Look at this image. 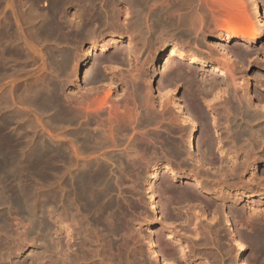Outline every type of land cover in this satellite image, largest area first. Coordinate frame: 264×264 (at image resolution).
<instances>
[{"label":"rangeland","instance_id":"obj_1","mask_svg":"<svg viewBox=\"0 0 264 264\" xmlns=\"http://www.w3.org/2000/svg\"><path fill=\"white\" fill-rule=\"evenodd\" d=\"M64 1H66V2H64ZM78 1H80L81 3H79ZM86 1L89 3L90 7L88 6V3ZM86 1L85 0H69V1L68 0H33V1L32 0H25V1L24 0H1L0 1V26L5 28V29L2 28L3 31L0 29V32L7 34V35L5 34V36H4V34L0 33V34H2V35H0V37L1 38L4 37V40H5L4 41L3 38L2 39L0 38L1 39L0 40V42H1L0 43V52H2L0 54H4V55L6 54L5 56L2 55L4 57L8 56V58L6 57L7 59L4 60V57H2L0 55V63H1L0 64V70L2 67H4V65H2L3 62H7V64L10 66V69H12L14 62L16 63L15 67H17V69L23 68L20 70L21 72L19 70H15V71L10 70L9 66H8V69L2 68V70H3L2 72H4V70H5L4 74H6L5 75L6 77H4V74L2 72L0 73V75H1L0 78H2V81H4V82H2L0 79V83H1L0 85H2L0 87V93L6 94L9 92V89L12 85H13V87L18 86V85H22L25 80H27L25 82V83H27L28 78L30 79L32 77H35L36 75H39V74L44 75L45 73H48L46 71L50 67L53 68L52 64L51 63L48 64L49 62H47L48 59H47V56H45L47 54H45L46 50H44V49H46V47L44 45L47 44V42L44 40L41 41L43 38H41V40L39 39L40 42L37 41V42H39V44H37V46H39L38 47L39 53L37 52L36 55L39 54V57H40L39 58L37 56L38 61L36 60L35 52L33 51L32 53H30V50H27L28 48H27V46H26L27 44L25 42H28V40H30L29 39L30 38L29 33L31 31H34V29L37 27H52V26L53 27H68V25H69V27H70V25H71V27H73L76 24L77 25L75 27H79L81 24L83 25L82 27H84V26L85 27H94L93 26L94 24H95V27H97V26L98 27H104V26L111 27V25L113 27H124V26L125 27H134V24L137 25L135 27H138V17H137L139 14L137 11L138 4L137 5L135 4V3H138L137 0L135 2H134V0H131V1L130 0H114L115 2L110 0V2H112L111 3L112 8L114 6L113 9L110 7V5H109L110 3L107 2V0L106 1L105 0H99L100 2L98 0L97 1L96 0H89V1L86 0ZM94 1L97 3H95ZM191 1L196 2V0H191ZM191 1L190 0H184L183 1V3L185 2L184 4L187 7L184 5L183 10L186 9V11H184L185 13L182 14V17H183V19L186 15H188V17H190V19L187 16L185 18V22H186L187 26L190 25V23H191L190 20H191V16L193 13H195L196 11L201 13L203 10V12H202L203 14L201 13V15H206L207 14L206 11L207 12H208V10L210 11V7L212 5L214 6V4H212V3L210 5V2H208V4L202 3L205 0H202V1L198 0L197 4L192 3ZM235 1L236 0H216V4L214 7L216 8V10H218L217 12L219 14V13H224L223 10L230 11V10L234 9V5L236 6V3L238 4L237 1H239V2L242 1L245 3V0H241V1L237 0L236 2ZM71 2H73V5L68 6V4ZM85 2H86V4H85ZM104 2H106L107 4ZM189 2H191V4ZM200 3H202V4H200ZM259 3H260V10L262 11V13L264 15V0H259ZM132 4L136 5L137 7L136 6L133 7ZM203 4H204V6L207 5L209 7L205 6V7H207V9H206V8H203L204 6H201L202 8H201V12H200L199 6L203 5ZM100 5H101V7H100ZM107 5H108V7H107ZM79 6H80V8L78 9ZM83 6H85V7H83ZM86 6L90 10L87 9ZM189 6H191V7H189ZM197 6H198V8H197ZM242 6H243V8L245 7L244 8L245 11L247 13H249V15H250L251 13L248 9L249 7H248L247 2ZM104 7H105V9L111 10V11L110 10L109 11H110V14L112 16H110L109 14H108V16H104L103 13H102V15L100 14L101 15L100 16L99 13H97V14L92 13V11L93 12L98 11L101 13L102 8H104ZM188 7L191 10H189ZM212 7H211L212 12H210V13L208 12L209 15L208 14L206 15L207 16L206 18H208V19L206 20V18H203L207 22L205 23V21L203 20L201 24H198L199 22L197 23L199 27H197L195 25L196 30L195 31L193 30V32L195 33L194 38L192 36L193 35V33H192L193 26L192 27L189 26L188 28H186L187 26H181L183 24L185 25V22H183V24L181 23L182 21H184L182 19V17L180 16V18L178 17L177 19L174 18V17L179 16L177 13L178 12V10H177V12L172 11V13H174V12L177 13V14L174 13L175 14L173 17L174 19L172 18V16H173L172 13H171L172 15L171 14L167 15V17L169 19L172 18L175 26L173 25L174 27L170 26V28H168L169 31L167 30L168 33L166 32L167 35L164 34V36H163L164 38L162 37L161 41H157L155 43H153L152 41H148V42L144 43V41H142L144 43L143 44L140 40L141 44L143 45L142 46L139 42V38L134 37V39L137 40L138 44H140V45H139V48L134 51V54H133V56H131L129 61L123 60L120 56L117 57L118 55L115 53V49H112V48L110 49L109 53L112 54V58L114 60L118 61L120 65L118 64V62L115 63L116 61L113 62L112 58H111L112 60L110 61L107 58V54L102 55V56L98 55L96 58L100 57L99 59H101L102 61L99 59H96L97 63H98V68H99V69L97 68V72L100 70V73H102L104 75H102L98 72L96 79L94 80L95 83L93 81H91V83L89 82L90 85H88V84H84L85 82L82 80L79 87L73 85V81H72L73 74H71V76H72L71 77L70 76L71 70H68L69 69L68 67H67L68 69L66 68V70L64 72V74H66V82L64 83V86H62L63 92L65 95L70 97L71 92L68 93V91L71 89L70 91H72L73 93L75 92V93L79 94V95L78 94L75 95L77 98L79 97L83 100H84V98L87 99L86 101L88 102V104H90V106H89L90 109L88 107L87 109H85L84 112H86L85 113V115H86V114H88L87 113L88 111H91V112H89V115H88L89 118L95 112L93 109L92 102H89V100L92 101L91 99H94V98H96V99L99 97L102 98V95H105V93L103 94V92H105V90L108 91L109 89H111V92L113 94H110L111 97H109V96L107 97L108 98L107 101L110 102V105H113L114 103L117 102L114 105L120 106V107H118L120 110L123 106L125 107V105H126L127 107L130 106V108L134 107V109H136L137 111L139 109L138 112L140 114V112H142L144 107H145L142 104L144 102V99L147 98V96L150 99L149 102H151V100L153 99L152 101L155 104H154V106H152L153 107L152 109L153 110L156 109V111L152 110L153 111L152 114L156 113L155 114L156 117L153 115L154 119H155L154 121H156V122L154 123V121H152L149 123V122L142 120L143 116L142 117L138 116V118H136V119L137 120L140 119L139 123L135 119H132V121H130V123L132 122L131 123L132 125H130V127L132 126L131 128L133 130L129 127L130 129H128V132L125 131L122 134H120V137L122 136L121 137V141H122L121 143H120V140L118 142V145L116 144L117 142L116 143L111 142L114 144L109 143V145H111L110 147H109V145H105V147L104 146H103V148L101 147L102 149L99 148L100 150L97 149L95 151L88 152V154L84 153V154L80 155V157H82V158L79 157L80 161H83V160L86 161L87 159L89 160V158L91 160H98V159L100 160V158L102 156V158H101L102 162H104V164L108 165L107 168L111 170V171L109 170L108 180L111 181L110 182L112 184L111 188L114 189V190L111 189L112 190L111 192L114 195L111 196L112 193L108 195V193H110L109 192L110 190H109L108 193L106 194L107 196H105L106 199L104 200V202L109 201V202L114 204V207H113L114 213H110V212H109L110 214L107 213L106 220L104 221V223L102 225L99 224V225L95 226L93 221L90 222L91 216L85 212H84L85 215L84 214L82 215L83 211L79 208V206H76V208H75L76 211L74 210V212H75L74 218L76 217V219H72L71 222H73V223L69 224L68 220L67 221L65 219L61 220V218H59L58 216L53 218V216H56V214H57V209H55L56 207L53 206L54 202H52L51 197H49L50 195H52V193H53L52 191L55 188V185H54L55 182H53L54 181L53 170L48 171L49 174L48 173L47 174L41 173V174L37 175L35 173H32L29 176L24 171H23L24 173H22V172L19 173L18 171H15L16 176L18 174H20V175L15 177V172H13L14 174L11 175L13 177H11L9 175L11 178L7 177L3 181V183H2L3 187L5 188V186L8 183H10L9 186H6L7 189L9 188V190H10L11 188H13L11 190H14V191H18V189H19L18 192H20L22 189H24L23 190L24 192L23 191L22 192L23 193L28 192V194L33 192V191H30L33 188H34V190L36 189L37 191L35 190L34 193L36 195H39V197L35 196V198L38 197L37 198V201L39 200L38 206L40 205L39 207H41V208H39L38 210L36 208H34L35 211L31 210L32 213L30 214L28 212H25L26 209L24 210V208H23V212H22L21 211L22 209L20 210V209L14 207L10 199L7 202H5V204L0 203V212H1L0 213V219H1L0 224H1V221L5 224V225H3V223H2L1 224L2 227L0 226V233H1L0 234V236H1V238H0L1 242L0 243L2 244V245H0V247H1L0 252H2L0 254L1 255L3 254L2 256L0 255V263L1 264H3L4 260H6V262L4 261L5 264H62V262H63V264H163L160 262L161 260H159V259H161V258H159L157 253H155L154 250L150 248L149 245L151 244V241H154L156 243V248L159 252H161L160 254L163 253L162 256L166 257L173 264L174 263H176V264H237V262L234 260V257H233L234 253H235V246L233 245V239L230 238L229 233L227 232V230L225 229V226L223 225V218L226 214L229 216H232L230 218L233 220L232 222L234 223L233 225L235 227L236 234H237L238 238L245 244L247 261L250 264H261V263L264 264V234H263L264 233V143H263L264 142V118H263L264 117V33L262 34V36L260 38L255 40L251 46H249L247 48L245 47L244 43L237 42L236 39H233V38H230L228 40H225V39L222 40V44L227 49L231 50L232 52H235V54L238 53L231 60L225 58L227 61L229 60L230 65L232 64L231 67L234 68L233 73H232L233 76H231V74H228L227 76L216 77L217 75L211 74L210 69H208V68L199 67V65L197 66L194 64H189L188 62L186 63V61H182V60L174 58L172 60V62L174 64L170 65V67L173 66L171 68L172 69L174 68V69L172 70L171 68L170 69L167 68L168 70L172 71V72L171 71L170 72L173 73V75L169 71H167L168 73H166V74H168L167 75L168 78L171 75L172 79L171 78L168 79V78H166L167 77L166 76L165 77L166 79L164 78L165 79L164 82L166 83L165 84L164 82L159 83L160 82L159 76H161V74H160L161 70L160 69L162 68L161 65H163L165 59L162 58L158 63H156V66L152 64L153 56H154L155 52L157 50H162V52H166L168 45L172 44L173 43L172 41L175 40L174 43H176L184 51L188 52L191 49L192 51L190 50L189 52H195L199 56L203 57L210 64L215 65V66H219V67H223L224 59H222V58L224 56L221 55L219 51L214 50L216 48H215V45L213 46V43L215 44L216 34H218V32H223L224 31L223 27L225 28L226 26L223 25L222 23H220V27L218 28L217 26H215L213 21H212V23H208V22H210V20H213V17H211L210 14L211 13L213 14V12L214 13L216 12L215 10L213 11V9H215V8H212ZM134 8H136V9H134ZM82 9H84V10H82ZM204 9H205V11H204ZM183 10H182V12H183ZM114 11H115V13H114ZM130 11H131V13L129 14ZM136 11H137V13H136ZM146 11L147 10L144 9V13L147 14L148 11L147 12ZM189 11H192V13L190 12V14H189ZM85 12L87 14H85ZM139 12H140V9H139ZM186 12H188V14H186ZM75 13H78V15ZM113 13L116 14L115 15L116 18L114 17ZM135 13H136V16H135ZM82 14H83V16L80 17ZM60 15L62 16V18H61L62 21L60 20V17H61ZM149 15L150 14L145 15L146 18L144 19V22L142 21V23L146 24V22H147V24L146 25L143 24V27H152V26L154 27V25H152V24H154L153 20H151L152 17ZM29 16L32 18H30ZM34 17H36V18H34ZM63 17H64V19H63ZM65 17L68 19H66ZM55 18L56 19L58 18V20H60L58 22V24H57V20ZM187 18H188L189 24L186 20ZM252 18L253 17L250 15V19L254 21V19H252ZM131 19H133L132 20L133 22L130 21ZM24 20H25V22H24ZM53 20L56 22V24H55V22L53 23ZM81 20L83 22H80ZM50 21H52V22H50ZM70 21H73V22L70 23ZM110 21L113 22L114 24L111 23ZM134 21H135V23H134ZM106 22H108V23H106ZM164 22H166V21H164ZM51 23L54 25H52ZM74 23H76V24H74ZM123 23H124V26H123ZM128 23L131 25L128 26L129 25ZM193 23L196 24L195 21ZM194 24H191V25H194ZM178 25H179V27H177ZM15 27L18 29V31ZM25 27L26 28L28 27V29L30 31L28 29H26ZM181 27H184V28H181ZM20 28H22L21 30L24 29L25 31L26 30L27 31L24 34H22L24 31H21ZM30 28H32V29H30ZM189 28L191 30H188ZM198 28H200V29L198 30ZM187 30H188V32H187ZM14 31H15V33H14ZM199 31L203 35H200ZM10 32H12V33H10ZM27 32H28V35L26 34ZM106 32H109V31L106 30ZM186 32L188 35L186 34ZM189 32H191V33L189 34ZM20 33L23 36L26 35L28 37V39L25 37H22L20 35ZM32 34H33V32L30 33V36L33 38L34 34L33 35ZM170 34H171V36H170ZM16 35L19 36L20 38L15 37ZM37 35L40 36L39 34H37ZM199 35L202 37H200ZM191 36H192L193 40L191 39ZM5 37L9 38V39H6ZM21 37L24 38L26 41L24 39H22ZM243 37H245V35H239V38H243ZM19 39H20V41L21 40H24V41H21V43H20V41H18ZM186 40H187V42H186ZM189 40H191V41H189ZM198 40H199V43H198ZM200 40H201V42H200ZM202 40H204V41H202ZM3 41L5 44L2 43ZM12 42H15V43H12ZM22 42H23V44H22ZM41 42L42 43L44 42V44H42ZM88 43H89V40L79 38V39H76L73 41L72 46L74 48L77 47L74 50H78V48H80L81 45H83L84 47H87ZM62 44H65V46H66V43H62ZM148 44H149V46H148ZM20 45H22L23 47ZM194 45L195 46L198 45L196 47H200V46H202V47H200V49L197 48L198 49L197 50ZM7 46H9V47L11 46V47L9 48ZM40 46L44 47V48L41 49ZM1 47L3 48V51H2ZM6 47L8 49H11V51L13 53L12 52L10 53V50L8 51V49ZM15 48H16V51L14 50ZM207 48H209V50ZM64 49H65V47L62 50H64ZM66 49H68V48H66ZM66 49L64 51H66ZM238 49L240 50L239 52H237ZM138 50L140 51L141 54L138 53L139 52ZM206 50L209 51V53H210L209 55L206 54L205 52H202V51H206ZM211 51H212V53H211ZM25 52H27V53H25ZM241 52H245V55H241L240 54ZM14 54H16L18 56L16 57V56H14ZM143 54H145V55L147 54V55L145 56ZM28 55L30 57H28ZM33 55H34L35 59H34ZM9 57H11V58L13 57L14 59L12 58L13 59L12 60ZM41 57L44 59V61H42L43 59ZM24 58H27V59L24 60ZM79 58H80V55H77L76 60ZM126 58H127V56H126ZM1 59H3V62ZM106 59H107V61H106ZM26 60L29 62H27ZM145 60H146V62H145ZM23 61H25L26 64ZM35 61H36V63H35ZM39 61H42V62H39ZM91 61L95 62V58H94V60H91ZM20 62H21V64H20ZM22 63H24L26 66L28 64V66L25 67V65L23 64L25 67L24 68V67H22L23 66ZM31 63H32L33 67L30 66ZM99 63H100V66H99ZM127 63H128V66H127ZM143 63H145V64H143ZM101 64H103V65H101ZM106 64H107V67H106ZM116 65L118 66L119 70L117 69ZM134 66H135V68H134ZM136 66L139 67L140 70H138V68ZM150 66H151V68H150ZM83 67H84V63L80 62L78 64V70L80 69V72L83 71ZM100 67H102V68H100ZM224 67H225V65H224ZM115 68L117 69V71ZM133 68H134V70L137 69V71H134ZM108 69H110V70L108 71ZM24 70L27 72H25ZM36 70H38V71H36ZM52 70L49 71L52 75H54L53 72H55V70H56L55 73H58L57 69H54L53 71ZM40 71H42V72H40ZM125 71L127 73H125ZM129 71H131V72H129ZM132 71H133L132 75H134V76L131 75ZM29 72H30V74H29ZM35 72H37V73H35ZM121 72H123L124 74L122 75ZM134 72L135 73L137 72V74H135ZM31 73L33 76L31 75ZM116 73L117 74L119 73V75H121V76H118V78H117ZM128 73H130V74H128ZM177 73H179V75ZM9 74H12V75H9ZM34 74H36V75H34ZM7 75L11 76L12 78L10 77V78L6 79L8 77ZM21 75L28 76V77H26V78L24 76L21 77ZM100 75L102 78L101 77L99 78ZM125 75H126V77H125ZM103 76L108 77V79L105 78V80L107 79L106 81L110 82L109 84L110 85L112 84L111 86L105 80H103ZM109 76H110V78H109ZM20 77H21V79H20ZM225 77H227V78H225ZM24 78H25V80H23ZM97 78H99V79H97ZM129 78H131V79L133 78L134 80H132V81L135 82V80H136V82L138 83L137 84L136 82L135 83L133 82L135 84V88L132 86L134 84L130 83L131 79H129ZM260 78H262V79H260ZM4 79H6V80H4ZM15 79H19V82H18V80H15ZM167 79H168V81H167ZM12 80H13V84H12ZM103 81H104V83H103ZM121 81L123 82V84ZM8 82L10 83V85ZM125 82H126V84H124ZM203 82H204V84H203ZM102 83H103V85H102ZM113 83H116V85ZM147 83H148V85H147ZM161 84L164 87H162ZM81 85H82V87H81ZM83 85H84V87H83ZM87 85L89 88L91 86V89L94 88L92 90H95V91L99 90L96 93L91 91L92 94H95V95L87 96L90 99L86 98L83 94H81V92L85 93L86 92L85 90H88ZM108 85H109V88L107 87ZM124 85L126 86V88L124 87ZM95 87H99V88L101 87L102 89L100 88L101 89V91H100L99 88H95ZM136 87H137V89H136ZM83 89L85 92L83 91ZM204 89H206L207 92H206V90L204 92ZM1 90L3 92H1ZM7 90H8V92H7ZM66 91H67V93H66ZM132 91H134V92H132ZM101 92H102V94H101ZM135 92L137 94L139 93L138 98L140 100L136 97ZM124 93H126V95ZM251 93L253 96L250 95ZM256 93H257V95H256ZM96 94L97 95L100 94V96H97ZM118 94H120V95H118ZM123 94H124V96H123ZM143 94H144V96L140 97V95H143ZM112 95H114V96H112ZM130 95L132 96V98L133 97L134 98L131 99ZM0 96H1V94H0ZM80 96H82L84 98H82ZM117 96L120 98H118ZM123 97H124V99H123ZM135 97L137 98L136 99L137 101H134ZM126 98H127V102L125 100ZM177 98H180L182 100V102L186 105V107L190 108V111L192 112L195 120L197 121L196 123H198V128H197L198 148H197L196 154L192 153V152L189 153V151L187 150L188 147H186L187 146L186 139H187V130H188L187 128H188V126H187L186 121H184L185 120L184 116L182 114H180V112H178L176 107H175L174 102L177 100ZM213 98H214V100H213ZM109 99H111V100H109ZM130 99L134 102L130 101ZM230 99L232 101H234L235 103L230 102L231 101ZM109 102H107L105 104L106 106L101 108L102 112L99 111L100 114L105 113V114L101 115L102 118L104 116L107 117L109 115V111H108L109 108H107V107H109L108 106ZM140 102H141V106L143 107V109L140 106ZM160 102L162 103L161 105H160ZM237 102L238 103L241 102L240 105L237 104ZM251 102H254V103H251ZM111 103H113V104H111ZM164 103H165V105H164ZM231 103L232 104L234 103L235 106L232 105ZM138 104H139V106H138ZM250 104H252V105L255 104V105L252 106ZM258 104H259V106H258ZM134 105L136 106V108ZM152 105H153V103H152ZM244 105H245V108H244ZM247 105L249 106V108ZM15 106H14V109L17 110V108L20 106V103L18 104V102H16ZM256 106H258V107H256ZM124 107L122 109H124ZM260 107H262V108H260ZM165 109H166V112H165ZM245 109H246V112H245ZM161 110H162V112H161ZM237 110L239 111V113L237 112ZM249 110H250V113H249ZM261 110H263V111H261ZM242 111H243V113H242ZM159 112H161V113H159ZM234 113L235 114L237 113L238 115L237 114L235 115ZM251 113H253L252 114L253 117H252ZM261 113H263V114H261ZM162 114H164L165 116L167 114L166 121L162 120ZM105 117H104V120H107L108 117H107V119H105ZM104 120L98 121L99 126H103V127L107 126L106 124H108V123H106L107 121L105 122ZM140 121L142 123H144L143 128H141L142 124H140ZM97 123L93 124V126L98 127ZM104 123H105V125H104ZM133 124H134V126L137 125V126H135L136 128H138L137 130L133 126ZM238 125H240V126H238ZM257 126H258V128L256 129L255 127H257ZM139 127L141 129H139ZM105 128H107V127H105ZM251 128H253L257 131L258 136L256 135V131H254ZM180 129H181V131H180ZM241 130H242V132H241ZM248 130L250 133L248 132ZM251 130L253 132H251ZM261 130H263V131H261ZM129 131H130V133H129ZM131 131L133 132V136L131 135V133H132ZM149 131L152 133H150ZM45 132L49 133L48 130H46ZM137 132H138V135H136ZM52 133H54L55 136L57 134V137H60V138L64 137L63 134L65 135L63 128L60 130L59 129L58 130L52 129ZM123 134H124V136L126 134L127 136H131V137H129V139H128L127 136L123 137ZM152 135H154V137H152ZM160 135L163 136V138ZM250 136L251 137L253 136V137L251 138ZM256 136L258 137V139L256 138ZM130 138H132L133 140L132 139L130 140ZM248 138H249V140H248ZM136 139L138 142L136 141ZM149 139L151 141L152 140L153 141L148 142ZM252 139H254L255 141L253 140L254 141L253 142ZM124 140H125V143L123 142ZM129 140L131 141V143H129L130 142ZM164 141H165V143H164ZM256 141H257V143H256ZM155 142H157V143H155ZM158 142L160 144H158ZM136 143L137 144L138 143H141V144L147 143L146 145L150 144L149 146H150V149L152 150V152L150 151V149H148V152H149L148 153L147 150L142 151V150L135 148ZM152 143L155 145H152ZM122 144H124V145H122ZM164 144H165V146H164ZM132 145H133V147H132ZM253 145L254 146L256 145L255 148L253 147ZM129 146H131L133 149L131 147L129 149ZM257 146H259V147L257 148ZM107 147H109V149ZM121 147H123V148H121ZM165 147H166V151H163V149L165 150ZM168 147L169 148L173 147V148L169 149ZM156 149H157V151H156ZM131 150H133V152H131ZM176 150H177V152H176ZM105 151L108 152V154H107L108 156L111 155L112 153L113 154L111 155V157H113L114 155L115 156L113 158L106 157L107 152H105ZM135 151H137V152H135ZM153 152H154V154L152 155L151 153H153ZM249 152H251V154H249ZM146 153H147V156H146ZM135 154L136 155L138 154L139 156H136ZM140 154H142L141 158H140ZM87 155H88V158H87ZM91 155H92V157H90ZM93 155L94 156L96 155V156L93 157ZM104 155H105V158H104ZM159 155H161V156H159ZM83 156H85V157H83ZM122 157H123V159H121ZM128 157H130V158H128ZM144 157L146 158V160L144 159ZM115 158L117 159L116 161H115ZM147 158H149V159L147 160ZM111 159H112V161H110ZM127 159H128V161H127ZM131 159H132V163H131ZM121 160H123V162ZM135 160H137V162H136L137 164L135 163ZM111 162H113V163H111ZM116 162H118V164ZM127 162H129V163H127ZM108 163L111 165L109 166ZM123 163L126 165H124ZM133 163H135V164L132 165ZM143 163L144 164L146 163L145 164L146 166ZM118 165L122 166V167H119ZM139 165H141L142 167ZM153 166H158L157 172H149L151 167H153ZM120 168H122L123 170ZM126 169L127 170L129 169L130 172H129V170L127 172ZM169 172H173L175 175L174 174L172 175ZM122 173H123V176H122ZM154 173H155V175H154ZM117 174H119L120 176ZM125 174H126V176H124ZM31 175H32V177H31ZM27 176H29V177H27ZM33 176H34V178H33ZM13 178L14 179L16 178L15 179L16 182H15V180H13ZM28 178H30V180ZM49 178H51V181L48 182L47 180H50ZM9 179H11V180H9ZM21 179L23 181L25 180L24 181L25 183L23 181H21ZM11 181H13V183ZM27 181H29V182H27ZM40 181H42V185H41ZM118 181L121 183H119ZM4 182H6V185ZM30 182H32V183L34 182L33 186H36V188L35 187L32 188L31 187L32 183H30ZM52 182L54 184H52ZM193 182H195V183H193ZM16 183H18V184H16ZM49 183H51V184L49 185ZM118 183L121 185H119ZM44 184H45V186H44ZM28 185H30V186H28ZM38 185H39L40 192L37 189ZM123 185H125V187ZM25 186L26 187L28 186L27 187L28 189ZM42 186H44L45 188L43 189ZM29 188H30V190H29ZM48 188H49V190H48ZM25 189H27L26 192H25ZM150 189H151V191H150ZM159 190H161V191H159ZM153 192H156L158 195L157 199H156V201L159 204L157 211L154 209H150L149 208L150 205H148V204H150V200L148 198H149L150 194H152ZM42 193H44V194H42ZM259 193L263 194L262 198H259V196H257V195H259ZM28 194H26V195L24 194V196L26 197ZM40 195L42 196V198L44 196L45 197L48 196V197L42 199V198H40L41 197ZM175 196L179 197L181 199L176 198ZM107 197L109 199H107ZM117 198H118V200H117ZM45 200H48L47 203L51 202L50 207H54V209L48 207L49 204H48V206H46L47 203ZM162 201L166 202V204H165L166 207L164 205L165 202L163 203ZM117 202L119 203V205L121 204L120 206L122 208H120V206L118 205ZM8 203H9V205H8ZM161 203H162V205H161ZM27 204L28 203H26V205H25L26 207L29 205V204L28 205ZM122 204L124 206H122ZM4 205L7 208L10 207L11 209H7ZM43 205H45V206H43ZM31 206H33V205H31ZM115 206H116V208H115ZM117 206H119V207H117ZM43 207L45 209H47V207H48V210L42 209ZM161 207H162V209H161ZM28 208H29V206L27 207V209ZM31 208H33V207H31ZM51 209H53L55 213L51 212V211H53ZM115 209H116V211H115ZM120 209H123V210L120 211ZM15 210H18V212H20V213L22 212L23 214H20L17 212H16L17 213L16 214ZM77 210H79V211L81 210L80 211L81 213ZM26 211H28V210H26ZM46 211H49V212L47 213ZM77 212H78V215L76 216ZM115 213L116 214L119 213L117 215L118 219H117V216H115L116 215ZM121 213L124 215V217H123V215H121ZM125 213H126V215H125ZM159 213H161V214H159ZM43 214H45V216H47V217H45ZM79 214L81 215L80 217H79ZM8 215H9V218H6V217H8ZM24 215L25 216L30 215V218L27 219L26 217H28V216L25 217ZM110 216L111 217L114 216V217L111 218ZM31 217L32 218L35 217V220L37 219L36 220L37 222L34 220V218L32 220ZM40 217H42V218L40 219ZM83 217L84 218L86 217V219H82ZM119 217L121 218V220L123 222L120 220ZM45 218H47V219H45ZM79 218L82 220H79ZM124 218L125 219L127 218L128 223H127V221L124 220ZM26 219H27V221H26ZM46 220H49V223H48V221L46 222ZM56 220H58V221L55 222ZM63 220H64V222H63ZM73 220H77V221L74 222ZM118 220H120V221H118ZM28 221H32V222L28 223ZM80 221L82 224L78 223ZM5 222H7V223H5ZM59 222H60V225L57 224ZM66 222H68V223H66ZM76 222H77V225H75ZM83 222H85V223H83ZM31 224H33V225H31ZM71 224L73 225V227ZM29 225H31L32 228H30L31 226H29ZM36 225H38L39 227H37ZM62 225H64V226H62ZM7 226H9V227L7 228ZM97 226H99L100 229L99 228L96 229ZM33 227L36 230L33 229ZM63 227L64 228L66 227V228L63 229ZM70 227H72L71 228L72 230H70ZM88 227L89 228L91 227V229H89ZM93 227L95 228L94 230H93ZM40 228H41V232H40ZM117 228H119V231ZM8 229L9 230L11 229L10 231L14 235L11 234L10 232H8L9 231ZM28 229L30 232L29 233L30 236H29L28 232H26V231H28ZM42 230H44V232ZM59 230H61V231H59ZM69 230H70V232H69ZM77 230H79V232ZM89 230H91V231H89ZM97 230H100V231H97ZM122 230H124L125 234L122 232ZM88 231L90 232L89 234H88ZM2 232H3V234H6V235H2ZM47 232H49V233H47ZM59 232H61V233H59ZM62 232H64V233H62ZM71 232H72V234H71ZM94 232H95V234H94ZM99 232H100V234L101 233H103V234H101V236H100ZM9 233L11 234L10 238H9V235H10ZM84 233L88 234L87 236L85 235L86 238L81 237V236H83ZM96 233H98V234H96ZM16 234H17V236H16ZM75 234H76L77 238H76ZM12 235L15 237H13ZM27 235L29 237H24ZM67 235H69V236H67ZM71 235L74 236L75 238H73ZM106 235H107V237H106ZM108 236H110V237H108ZM71 237H72V239H71ZM8 238H9V240H8ZM18 238H19V240H18ZM23 238H25V239H23ZM59 238L61 241L58 240ZM109 238H110V240H109ZM12 239H14L15 241ZM87 240L89 241V243H87L88 242ZM78 241H79V243H78ZM90 241H91V244H90ZM92 241H94V243ZM103 241H105V242H103ZM113 241H114V243H112ZM11 242H13L14 244ZM58 242H62V244H59ZM110 243H112V245L114 247H111L112 245ZM260 243H261V245L259 246ZM57 244H58V246L55 247V245H57ZM87 244H89V245H87ZM90 245H91V248H89ZM12 246L13 247L16 246V247L12 248ZM61 246H62V248H61ZM83 247H85V248H83ZM260 248H261V250H260ZM87 249H88L89 253H88ZM81 251L85 254H83ZM90 251H92V252H90ZM3 252H5V253H3ZM66 253H67V255H66ZM71 253H72V256H71ZM69 254H70V256H68ZM79 254H81L79 257L80 259L78 258ZM98 254H100V255H98ZM4 255H5V257H4ZM85 255H87V256H85ZM109 256H110V258H109ZM84 258H85V260H81ZM89 258H90V260H89ZM77 259H79V260H77ZM109 259H111V260L108 261ZM86 260L88 262H86Z\"/></svg>","mask_w":264,"mask_h":264},{"label":"bare ground","instance_id":"obj_2","mask_svg":"<svg viewBox=\"0 0 264 264\" xmlns=\"http://www.w3.org/2000/svg\"><path fill=\"white\" fill-rule=\"evenodd\" d=\"M1 1V0H0ZM25 1V0H24ZM33 1V0H32ZM69 1V0H68ZM86 1V0H85ZM89 1V0H88ZM97 1V0H96ZM99 1V0H98ZM106 1V0H105ZM112 1V0H111ZM131 1V0H130ZM136 0H134V2H135ZM183 1L184 0H137V2L138 3H135L136 5L138 4V8H137V11H138V27H135V26H137L136 24H134V27H125L124 26V23H123V26L124 27H113L112 25H111V27H106V26H104V27H82L83 25L81 24L79 27H75L77 24L76 23H74V24H76V25H74L73 27H71V25H70V27H69V23L67 24L68 25V27H53L52 25H54V24H52L51 26L52 27H37V28H35L34 29V31H31L30 33H32L33 32V34H34V37L32 38L31 36H30V33H29V39L30 40H28V42H25L24 44L27 46V50H30V53H32L33 51L35 52V57H36V60L38 61V57H39V54L38 55H36V53L38 52V47L39 46H37V44H39V39L41 40V38H43L41 41H46L47 42V44H45L44 46L46 47V49H44V50H46V53L45 54H47V55H45V56H47V59H48V61L47 62H49L48 64H52V67L54 68V69H57L58 70V73H55L56 72V70H55V72H53L54 73V75H52L49 71L50 70H52L53 68H49L46 72H48V73H45L44 75H36V74H34V75H36L35 77H32L33 75H32V73H31V77L32 78H28V82L27 83H25L27 80H25V78L26 77H28V76H24V75H21V77H25L23 80H25L24 81V85L22 84V85H18V86H14L13 87V80H12V86L10 87V89H9V92H8V90H7V92L8 93H0L1 94V96H0V203L2 204V203H4L5 204V202H7L9 199L11 200V202H12V204H13V206L14 207H16V208H18V209H22L21 211L23 212V208H24V210L26 209V210H28V211H26L25 210V212H28V213H32V211L31 210H33V211H35L34 210V208H36L37 210L39 209V208H41V207H39L38 206V204H39V200L37 201V198L39 197V195H36L34 192H35V190H34V188L33 187H35L36 188V186H33V183L35 182H30V183H32L31 185V187L33 188L32 190H30V188H29V190L30 191H33V192H31V193H29L28 194V192L27 193H23L24 191V189H22L20 192H18L19 191V189H18V191H14V190H11V189H13V188H11L10 190H9V188L7 189L6 188V186H9L10 185V183H8L7 185H6V182H4L5 183V188L3 187V181L7 178V177H10L11 175H13L14 173L13 172H15V171H18L19 173L20 172H22V173H24V172H26L29 176H30V174H32V173H35V174H41V173H48L49 174V172L48 171H50V170H53V172H54V181L53 182H55V184L52 182V184H54L55 185V188H54V190L52 191L53 193H52V195H50L49 197H51V199H52V202H54L53 203V206H55L56 208L55 209H57V214H56V216H53V218L54 217H59V218H61V220L62 219H65L66 221L68 220L69 221V224L70 223H73V222H71L72 221V219H76V217L74 218V216H75V212H74V210H75V208H76V206H79V208L83 211L82 212V215L84 214V212L85 213H87V214H89L90 216H91V221L90 222H92L93 221V223H94V225L96 226V225H99V224H103L104 223V221L106 220V217H107V213L108 214H110V213H114V210H113V207H114V204L113 203H111V202H109V201H106V202H104V200L106 199V197L105 196H107L106 194L108 193V191L110 192V193H108V195L109 194H111L112 192V190H114V189H112L111 187H112V184L110 183L111 181H109L108 180V174H109V170L110 169H108L107 168V166L108 165H106V164H104V162H102V160H101V158H102V156H101V158H100V160L98 159V160H91L90 158H89V160L87 159L86 161H80L79 159L80 158H82V157H80V155H82V154H84V153H87L88 154V152H92V151H95V150H97V149H99V148H103V146L105 147V145H109V143L110 144H114V143H111V142H117L116 144L118 145V142H119V140H120V143L122 142L121 141V137H120V134H122L123 132H125V131H127L128 132V129H130L131 127H130V125H132L131 123H130V121H132V119H135V120H137L136 118H138V116H143V118H142V120H144V121H146V122H152V121H154L155 119H154V116L156 117V113H154V114H152L153 113V111H156V109L155 110H153L152 108V106H154V102L151 100V102H149V98H148V96H147V98H145L144 99V102L142 103L143 104V106H145L144 107V109H143V107L141 106V102H140V106H141V108L143 109V111L142 112H140V114H139V109H138V111L136 110V109H134V107L133 108H130V106L129 107H127L126 105H125V107H124V109H122L121 108V110L118 108V107H120V106H117V105H114V104H116V103H111V104H113V105H110V102L109 101H107V97L109 96V97H111L110 96V94H113L112 92H111V89H107L108 91H106L105 90V92H103V94L105 93V95H102V98H94V99H91L92 101H90L89 100V102H92V105H93V109H94V113L91 115V117L89 118V112H91V111H88L87 113L88 114H86L85 115V113L86 112H84L85 111V109H87L89 106H90V104H88V102L86 101L87 99H85L84 97H82L83 95L86 97V98H88L87 96H89V95H95V94H92V92H97V91H99V90H92V89H94V88H92L91 89V86H90V88L88 87V85H90L89 84V82L91 83V81H93L94 82V80L96 79V76H97V74H98V72L100 73V70L97 72V68H98V63H97V60L96 59H99L100 57H98V58H96L98 55H106L107 54V58L111 61L113 58H112V54H110L109 53V51H110V49L112 48V49H115V53L118 55L117 57H121L123 60H130V58H131V56H133V54H134V51L136 50V49H138L139 48V45L141 44V42L142 41H144V43L145 42H148V41H152L153 43H155V42H157V41H161V38L164 36V34H166L167 35V30H168V28H170V26L171 27H174L175 25H174V22H173V20H172V18L174 17V13H176L177 12V10H178V15L179 16H177V17H174V18H180V16L182 17V14L183 13H185L184 11H186V9L185 10H183V7H184V3H183ZM191 1V0H190ZM197 1L198 0H196V2H193V1H191L192 3H196L197 4ZM202 1V0H201ZM237 1V0H236ZM235 1V2H236ZM241 1V0H240ZM64 2H66V1H64ZM79 3H81L80 1H78ZM83 2V1H82ZM87 2V1H86ZM86 2H85V4H86ZM91 2V1H90ZM95 2V1H94ZM100 2V1H99ZM107 2H109L110 4V7L112 8V2H110V0L108 1L107 0ZM115 2V1H114ZM191 2H189L190 4H191ZM208 2H210V5H211V3L212 4H214V6H215V4H216V0H205L204 2H202V3H206V4H208ZM238 2V4L236 3V6L234 5V9H232V10H230V11H228V10H223V12L224 13H219L218 14V10H216V8L213 6H211L212 8H215V9H213V11L215 10L216 12L214 13L213 12V14L211 13L210 14V16L211 17H213V20H210V22H208V23H212V21L214 22V24H215V26H217L218 28L220 27V23H222L223 25H225L226 27L224 28L223 27V29H224V31L223 32H218V34H216V36H215V44L213 43V46L215 45V48L216 49H214V50H217V51H219L220 52V54L221 55H223L224 57L222 58V59H224V61H223V67H219V66H215V65H212V64H210L208 61H206L203 57H201V56H199L198 54H196L195 52H186V51H184L183 49H181V47H179L176 43H174V41H172L173 43L172 44H167L168 45V47H167V50H166V52H162V50H157L156 52H155V54H154V56H153V61H152V64L153 65H155L156 66V63H158L162 58H164L165 60H164V63H163V65H161L162 66V68L160 69L161 70V76H159L160 77V82L159 83H163L164 82V80L166 79V78H168V74H166V73H168L167 71H171V70H168V69H170L171 67H173V66H171L170 67V65L172 64H174L173 62H172V60L174 59V58H176V59H179V60H182V61H186V63L188 62L189 64H194V65H199V67H203V68H208V69H210V73L211 74H213V75H217L216 77H218V76H227L228 74H231V76H233L232 75V73H233V69L234 68H232L231 67V65H230V62H229V60L227 61L226 59H232V58H234V56L235 55H237V54H235V52H232L231 50H229V49H227L223 44H222V40L223 39H225V40H228V39H230V38H233V39H236V41L237 42H241V43H244L245 44V47L247 48V47H249V46H251L252 44H253V42L255 41V40H257L258 38H260L261 36H262V34L264 33V15H263V13H262V11L260 10V3H259V0H245V3L247 2V4H248V9H249V11H250V15L253 17L252 19H254V21L253 20H251L250 19V15H249V13H247L246 11H245V7L243 8V6L242 5H244L245 3L244 2H239V1H237ZM24 3V2H23ZM88 3V2H87ZM104 3H106V2H104ZM133 3V2H132ZM202 3H200V4H202ZM73 4V3H72ZM91 4V3H90ZM95 4V3H94ZM107 4V3H106ZM115 4V3H114ZM134 4V3H133ZM132 4V5H133ZM188 4V3H187ZM195 4V5H196ZM199 4V3H198ZM204 4L203 5H200L199 7H200V12H201V6H204ZM20 5V4H19ZM79 5V4H78ZM82 5V4H81ZM131 5V4H130ZM136 5H133V7L134 6H136ZM194 5V4H193ZM88 6H89V3H88ZM186 6V5H185ZM205 6H207V5H205ZM203 7V8H206L207 9V7H209V6H207V7ZM233 6V5H232ZM247 6V5H246ZM33 7V6H32ZM63 7V6H62ZM77 7V6H76ZM83 7H85V6H83ZM87 7V6H86ZM90 7V6H89ZM100 7H101V5H100ZM107 7H108V5H107ZM130 7V6H129ZM137 7V6H136ZM187 7V6H186ZM189 7H191V6H189ZM188 7V8H189ZM193 7V6H192ZM211 7H210V11L208 10V12L210 13V12H212L211 10ZM22 8V7H21ZM80 8V6L78 7V9ZM105 8V7H104ZM113 8H114V6H113ZM112 8V9H113ZM194 8V7H193ZM197 8H198V6H197ZM35 9V8H34ZM87 9H89L88 7H87ZM97 9V8H96ZM134 9H136V8H134ZM139 9H140V12H139ZM144 9H146L147 11H148V13L147 14H150L149 16H151L152 17V19L151 20H153V23L154 24H152V25H154V27L152 26V27H143V24H145V23H142V21L144 22V19L146 18L145 17V15H147L146 13H144ZM16 10V9H15ZM36 10V9H35ZM64 10V9H63ZM82 10H84V9H82ZM90 10V9H89ZM88 10V11H89ZM92 10V9H91ZM100 10V9H99ZM104 10V9H103ZM106 10V9H105ZM182 10H183V12H182ZM189 10H191L190 8H189ZM111 11V10H110ZM113 11V10H112ZM124 11V10H123ZM137 11H136V13H137ZM146 11V12H147ZM172 11H176V12H174V13H172ZM180 11V12H179ZM188 11V10H187ZM195 11V10H194ZM193 11V12H194ZM204 11H205V9H204ZM248 11V10H247ZM31 12V11H30ZM93 12V11H92ZM106 12H108V9H107V11ZM133 12V11H132ZM190 12L192 13V11H189V14H190ZM198 11H196L195 13H193L192 14V16H191V20H190V25H186V22H185V18H186V16L188 17V15H186L185 17H184V19H183V17H182V19L184 20V21H182L181 23L183 24V22H185V25L183 24V25H181V26H187L186 28H188L189 26H193V29H192V33H193V38H194V32H193V30L195 31L196 30V28H195V25L197 26V27H199L198 26V24H201L202 23V21L204 20L203 18H206L207 16V14H208V12L206 11V15H201V13L203 12V10H202V12L201 13H197ZM38 13V12H37ZM42 13V12H41ZM53 13V12H52ZM82 13V12H81ZM97 13H98V11H97ZM101 13H102V11H101ZM112 13V12H111ZM114 13H115V11H114ZM113 13V14H114ZM117 13V12H116ZM131 13V11L129 12V14ZM136 13H135V16H136ZM173 14V16H172V18H168L167 17V15H169V14ZM176 13V14H177ZM217 13V14H216ZM23 14V13H22ZM35 14V13H34ZM48 14V13H47ZM46 14V15H47ZM75 14H77L78 15V13H75ZM85 14H87L86 12H85ZM89 14V13H88ZM91 14V13H90ZM96 14V13H95ZM107 14V13H106ZM126 14V13H125ZM171 14V15H172ZM186 14H188V12H186ZM203 14V13H202ZM51 15V14H50ZM54 15V14H53ZM58 15V14H57ZM63 15V14H62ZM99 15H100V12H99ZM102 15V14H101ZM100 15V16H101ZM104 15H105V13H104ZM110 16H112L111 14H109ZM115 15L116 14H114V17H115ZM132 15V14H131ZM170 15V16H171ZM209 15V14H208ZM16 16V15H15ZM24 16V15H23ZM61 16V15H60ZM59 16V17H60ZM64 16V15H63ZM83 16V14L80 16V17H82ZM88 16V15H87ZM98 16V15H97ZM108 16V15H107ZM125 16V15H124ZM203 16V17H202ZM205 16V17H204ZM30 17V16H29ZM51 17V16H50ZM58 17V16H57ZM79 17V16H78ZM93 17V16H92ZM103 17V16H102ZM25 18V17H24ZM30 18H32V17H30ZM34 18H36V17H34ZM62 16L60 17V20L62 21ZM66 18V17H65ZM84 18V17H83ZM82 18V19H83ZM94 18V17H93ZM99 18V17H98ZM112 18V17H111ZM116 18V17H115ZM149 18V17H148ZM173 18V19H174ZM189 19H190V17H188ZM188 18L186 19L187 20V22H188V24H189V21H188ZM26 19V18H25ZM56 19V18H55ZM54 19V20H55ZM63 19H64V17H63ZM66 19H68V18H66ZM208 18H206V20H207ZM53 20V23L57 20V24H58V22L60 21V20H58V18L54 21ZM70 20V19H69ZM68 20V21H69ZM80 20V19H79ZM90 20V19H89ZM106 20V19H105ZM108 20V19H107ZM113 20V19H112ZM115 20V19H114ZM133 19H131L130 21H132ZM150 20V21H151ZM181 20V19H180ZM64 21V20H63ZM86 21V20H85ZM92 21V20H91ZM103 21V20H102ZM109 21V20H108ZM117 21V20H116ZM148 21V20H147ZM149 21V22H150ZM164 21H166V22H164ZM195 21V23L196 24H194L193 22ZM205 21V20H204ZM9 22V21H8ZM16 22V21H15ZM23 22V21H22ZM24 22H25V20H24ZM50 22H52V21H50ZM66 22V21H65ZM73 21H70V23H72ZM80 22H83L82 20L80 21ZM89 22V21H88ZM101 22V21H100ZM111 22V21H110ZM133 22V21H132ZM176 22V21H175ZM199 22V23H198ZM207 21H205V23H206ZM31 23V22H30ZM35 23V22H34ZM64 23V22H63ZM86 23V22H85ZM106 23H108V22H106ZM111 23H113V22H111ZM118 23V22H117ZM116 23V24H117ZM134 23H135V21H134ZM152 23V22H151ZM198 23V24H197ZM55 24H56V22H55ZM87 24V23H86ZM114 24V23H113ZM129 24V23H128ZM146 24H147V22H146ZM145 24V25H146ZM150 24V23H149ZM176 24V23H175ZM191 24H194V25H191ZM4 25V24H3ZM48 25V24H47ZM66 25V24H65ZM93 25V24H92ZM131 24H129L128 26H130ZM144 25V26H145ZM174 25V26H173ZM180 25V24H179ZM179 25L177 26V27H179ZM42 26V25H41ZM56 26V25H55ZM60 26V25H59ZM93 26H95V24L93 25ZM1 27V26H0ZM7 27V26H6ZM206 27V26H205ZM2 28H4V27H1L0 29L3 31V29ZM16 28V27H15ZM24 28V27H23ZM26 28V27H25ZM33 28V27H32ZM32 28H30V29H32ZM181 28H184V27H181ZM185 28V29H186ZM195 28V29H194ZM5 29V28H4ZM14 29V28H13ZM17 29V28H16ZM22 28H20V30H21ZM26 29H28V27L26 28ZM200 28H198V30H199ZM12 30V29H11ZM29 30V29H28ZM106 30H108L109 32H106ZM174 30V29H173ZM180 30V29H179ZM182 30V29H181ZM188 30H191L190 28L188 29ZM188 30H187V32H188ZM17 31H18V29H17ZM21 31H24L22 34H24L26 31L23 29V30H21ZM30 31V30H29ZM28 31V32H29ZM169 31V30H168ZM175 31V30H174ZM178 31V30H177ZM185 31V30H184ZM203 31V30H202ZM206 31V30H205ZM28 32L26 33L27 35H28ZM167 32V33H166ZM171 32V31H170ZM176 32V31H175ZM187 32H186V34H187ZM0 33H2V32H0ZM8 33V32H7ZM10 33H12V32H10ZM14 33H15V31H14ZM21 33H20V35H21ZM172 33V32H171ZM191 32H189V34H190ZM2 34H4V33H2ZM2 34H0V35H2ZM6 34V33H5ZM5 34H4V36H5ZM32 34V35H33ZM37 34H39L40 36H38ZM182 34V33H181ZM198 34V33H197ZM199 34L200 35H203L202 33H200V31H199ZM7 35V34H6ZM14 35V34H13ZM19 35V34H18ZM173 35V34H172ZM188 35V34H187ZM186 35V36H187ZM199 35V36H200ZM207 35V34H206ZM239 35H245V37H243V38H239ZM9 36V35H8ZM22 37H25V38H27L28 39V37L25 35V36H23V35H21ZM170 36H171V34H170ZM182 36V35H181ZM192 36H191V39H192ZM15 37H19V36H15ZM21 37V38H22ZM134 37H138L139 38V42H140V40H141V42H140V44H138V42H137V40H135L134 39ZM167 37V36H166ZM165 37V38H166ZM188 37V36H187ZM200 37H202V36H200ZM199 37V38H200ZM1 38V37H0ZM3 38V40H4V37H2ZM1 38V39H2ZM6 38V37H5ZM20 38V37H19ZM79 38H83V39H85V40H89V43H88V45H87V47H84L83 45H81L80 46V48H78V50H74V49H76L77 47H73L72 46V43H73V41L74 40H76V39H79ZM164 38V37H163ZM173 38V37H172ZM185 38V37H184ZM0 39V40H1ZM6 39H9V38H6ZM22 39H24V38H22ZM170 39V38H169ZM189 39V38H188ZM201 39V38H200ZM25 40V39H24ZM24 40H21V41H24ZM193 40V39H192ZM5 41V40H4ZM4 41L2 42L3 44H5L4 43ZM10 41V40H9ZM16 41V40H15ZM18 41H20V39L18 40ZM21 41H20V43H21ZM26 41V40H25ZM37 41H39V42H37ZM179 41V40H178ZM189 41H191V40H189ZM202 41H204V40H202ZM37 42V43H36ZM186 42H187V40H186ZM200 42H201V40H200ZM1 43V42H0ZM7 43V42H6ZM10 43V42H9ZM12 43H15V42H12ZM42 43V42H41ZM62 43H66V46H65V44H62ZM84 43V42H83ZM143 43V42H142ZM143 43V44H144ZM163 43V42H162ZM168 43V42H167ZM184 43V42H183ZM198 43H199V40H198ZM19 44V43H18ZM22 44H23V42H22ZM42 44H44V42L42 43ZM77 44V43H76ZM197 44V43H196ZM142 45V44H141ZM243 45V44H242ZM5 46V45H4ZM17 46V45H16ZM15 46V47H16ZM20 46H22V45H20ZM77 46V45H76ZM143 46V45H142ZM141 46V47H142ZM148 46H149V44H148ZM182 46V45H181ZM195 46V45H194ZM196 46H198V45H196ZM195 46V47H196ZM7 47H9V46H7ZM6 47V48H7ZM11 47V46H10ZM9 47V48H10ZM23 47V46H22ZM21 47V48H22ZM25 47V46H24ZM41 47V46H40ZM65 47V49L66 48H68V49H66V51H64V50H62L63 48ZM200 47H202V46H200ZM200 47H196V49L197 48H199L200 49ZM2 48V47H1ZM17 48V47H16ZM16 48L14 49L15 51H16ZM42 48H44V47H41V49ZM194 48V47H193ZM214 48V47H213ZM8 49V48H7ZM40 49V48H39ZM208 50H209V48H207ZM10 50V53L12 52L11 51V49H8V51ZM20 50V49H19ZM23 50V49H22ZM149 50V49H148ZM188 50V49H187ZM195 50V49H194ZM198 50V49H197ZM204 50V49H203ZM2 51H3V48H2ZM139 51V50H138ZM147 51V50H146ZM192 51V50H191ZM240 50L238 49V51L237 52H239ZM6 52V51H5ZM4 52V53H5ZM201 52V51H200ZM202 52H205L206 54H210L209 53V51H202ZM0 53H2V52H0ZM13 53V52H12ZM16 53V52H15ZM21 53V52H20ZM25 53H27V52H25ZM39 53V52H38ZM138 53H140V51L138 52ZM211 53H212V51H211ZM141 54V53H140ZM241 55H245V52H241L240 53ZM1 56L2 55H4V54H0ZM6 55V54H5ZM4 55V56H5ZM31 55V54H30ZM42 55V54H41ZM77 55H80V58L79 59H77L76 60V57H77ZM137 55V54H136ZM143 55H145V54H143ZM147 55V54H146ZM145 55V56H146ZM205 55V54H204ZM4 56H2V57H4ZM12 56V55H11ZM14 56H18V55H16V54H14ZM21 56V55H20ZM38 56V57H37ZM44 56V57H45ZM115 56V55H114ZM126 56H127V58H126ZM149 56V55H148ZM1 57V58H2ZM7 58H8V56H6ZM6 57H4V60L5 59H7ZM25 57V56H24ZM28 57H30L29 55H28ZM27 57V58H28ZM33 57H34V55H33ZM35 57H34V59H35ZM10 59H12L11 57H9ZM20 58V57H19ZM27 58H24V60L25 59H27ZM32 58V57H31ZM40 58V57H39ZM42 58V57H41ZM94 58H95V62H92L91 60H94ZM106 58V57H105ZM112 58V59H111ZM138 58V57H137ZM152 58V57H151ZM226 58V59H225ZM14 59V58H13ZM12 59V60H13ZM22 59V58H21ZM43 59V58H42ZM117 59V58H116ZM146 59V58H145ZM150 59V58H149ZM2 60V62H3V59H1ZM11 60V61H12ZM29 60V59H28ZM99 60H101V59H99ZM105 60V59H104ZM108 60V61H109ZM119 60V59H118ZM9 61V60H8ZM27 61V60H26ZM30 61V60H29ZM29 61H27V62H29ZM42 61H44V59L42 60ZM42 61H39V62H42ZM102 61V60H101ZM106 61H107V59H106ZM105 61V62H106ZM113 62L114 61H116V60H112ZM121 61V60H120ZM176 61V60H175ZM178 61V60H177ZM23 62H25V61H23ZM34 62V61H33ZM80 62H82V63H84V67H83V71H81L80 72V69L78 70V64L80 63ZM99 62V61H98ZM104 62V61H103ZM118 61H116L115 63H117ZM122 62V61H121ZM120 62V63H121ZM145 62H146V60H145ZM180 62V61H179ZM13 63V62H12ZM35 63H36V61H35ZM34 63V64H35ZM46 63V62H45ZM107 63V62H106ZM150 63V62H149ZM1 64V63H0ZM7 64V62H3L2 63V65H4V67H2V68H7L8 69V64ZM16 63L14 62L13 63V67H12V69H10V66H9V69L10 70H13V71H15V70H21V69H23V68H19V69H17V67H15L16 65H15ZM20 64H21V62H20ZM24 63H22V65H23ZM25 64H26V62H25ZM24 64V65H25ZM30 64V63H29ZM43 64V63H42ZM105 64V63H104ZM108 64V63H107ZM107 64H106V67H107ZM110 64V63H109ZM118 64H119V62H118ZM124 64V63H123ZM134 64V63H133ZM143 64H145V63H143ZM151 64V65H152ZM222 64V63H221ZM24 65L22 66V67H24ZM46 65V64H45ZM101 65H103V64H101ZM120 65V64H119ZM132 65V64H131ZM159 65V64H158ZM224 65H225V67H224ZM21 66V65H20ZM27 66H28V64H27ZM26 65H25V67H27ZM31 67H33L32 66V63H31V65H30ZM41 66V65H40ZM43 66V65H42ZM50 66V65H49ZM71 66V67H70ZM99 66H100V63H99ZM109 66V65H108ZM117 66V65H116ZM115 66V67H116ZM126 66V65H125ZM127 66H128V63H127ZM133 66V65H132ZM190 66V65H189ZM24 67V68H25ZM39 67V66H38ZM37 67V68H38ZM45 67V66H44ZM43 67V68H44ZM69 69H68V68ZM105 67V66H104ZM121 67V66H120ZM137 67V66H136ZM149 67V66H148ZM198 67V68H199ZM2 68H1V70H0V73L3 71L2 70ZM66 68L68 69V70H71V73H70V76H71V74H73V79H72V81H73V85H75V86H77V87H79V85H80V83H81V81L83 80L84 82V84H88L87 85V87H88V90H85L84 91V89H83V91L85 92V93H83V92H81V94H83L82 96H80V97H82V98H84V100L83 99H81V98H77L75 95L76 94H78V93H73L72 91H68V93L69 92H71L70 94H71V96L69 97V96H67V95H65L64 94V92H63V88H62V86H64V83L66 82V74H64V72H65V70H66ZM100 68H102V67H100ZM114 68V67H113ZM127 68V67H126ZM134 68H135V66H134ZM134 68H133V70H134ZM138 68V70H140L139 69V67H137ZM150 68H151V66H150ZM149 68V69H150ZM168 68V69H167ZM29 69V68H28ZM35 69V68H34ZM53 69V70H54ZM99 69V68H98ZM111 69V68H110ZM110 69H108V71L110 70ZM116 69V68H115ZM117 69H118V66H117ZM117 69H116V71H117ZM132 69V68H131ZM172 69V68H171ZM174 69V68H173ZM172 69V70H173ZM202 69V68H201ZM40 70V69H39ZM52 70V71H53ZM105 70V69H104ZM119 70V69H118ZM125 70V69H124ZM123 70V71H124ZM152 70V69H151ZM157 70V69H156ZM181 70V69H180ZM18 71V72H19ZM25 71V70H24ZM23 71V72H24ZM36 71H38V70H36ZM51 71V72H52ZM102 71V70H101ZM127 71V70H126ZM125 71V73H127ZM134 71H137V69L136 70H134ZM158 71V70H157ZM12 72V71H11ZM21 72V71H20ZM25 72H27V71H25ZM40 72H42V71H40ZM44 72V71H43ZM129 72H131V71H129ZM172 72V71H171ZM170 72V73H171ZM3 74L5 73V70H4V72H2ZM7 73V72H6ZM35 73H37V72H35ZM104 73V72H103ZM120 73V72H119ZM119 73L117 74V78H118V76H121V75H119ZM122 73V75L124 74L123 72H121ZM135 73V72H134ZM148 73V72H147ZM169 73V74H170ZM185 73V72H184ZM29 74H30V72H29ZM43 74V73H42ZM100 74H102V73H100ZM128 74H130V73H128ZM127 74V75H128ZM133 74V71H132V73H131V75ZM135 74H137V72L135 73ZM172 75H173V73H171ZM178 75H179V73H177ZM6 74H4V77H6L5 76ZM9 75H12V74H9ZM102 75H104V74H102ZM130 75V76H131ZM139 75V74H138ZM137 75V76H138ZM148 75V74H147ZM181 75V74H180ZM8 76V75H7ZM69 76V75H68ZM67 76V77H68ZM69 76V77H70ZM129 76V75H128ZM132 76H134V75H132ZM136 76V77H137ZM150 76V75H149ZM167 76V77H166ZM201 76V75H200ZM0 77H1V75H0ZM11 76H8L6 79H8V78H10ZM21 77H20V79H21ZM72 77V76H71ZM101 77V75L99 76V78ZM125 77H126V75H125ZM139 77V76H138ZM166 77V78H165ZM12 78V77H11ZM99 78H97V79H99ZM102 78V77H101ZM105 78H107L108 79V77H104L103 76V80H105ZM109 78H110V76H109ZM123 78V77H122ZM134 78V77H133ZM131 79V78H129V79H131L130 81V83L131 84H134L135 82H136V80H135V82L134 81H132V80H134V79ZM165 78V79H164ZM169 78H171V75H170V77ZM168 78V79H169ZM225 78H227V77H225ZM233 78V77H232ZM1 79V81H2V78H0ZM6 79H4V80H6ZM68 79V78H67ZM71 79V78H70ZM106 79V80H107ZM121 79V78H120ZM168 79H167V81H168ZM172 79V78H171ZM260 79H262V78H260ZM15 80H18V82H19V79H15ZM101 80V79H100ZM105 80V81H106ZM115 80V79H114ZM122 80V79H121ZM126 80V79H125ZM149 80V79H148ZM147 80V81H148ZM117 81V80H116ZM119 81V80H118ZM123 81V80H122ZM121 81V82H122ZM128 81V80H127ZM170 81V80H169ZM210 81V80H209ZM225 81V80H224ZM233 81V80H232ZM2 82H4V81H2ZM11 82V81H10ZM17 82V81H16ZM17 82V83H18ZM21 82V81H20ZM107 82V81H106ZM134 82V83H133ZM149 82V81H148ZM205 82V81H204ZM204 82H203V84H204ZM213 82V81H212ZM229 82V81H228ZM9 83V82H8ZM15 83V82H14ZM82 83V84H83ZM95 83V82H94ZM93 83V84H94ZM103 83H104V81H103ZM103 83H102V85H103ZM108 84L110 83V82H107ZM119 83V82H118ZM137 83V82H136ZM165 83V82H164ZM206 83V82H205ZM227 83V82H226ZM225 83V84H226ZM1 84V83H0ZM19 84V83H18ZM113 84H115L116 85V83H113ZM122 84H123V82H122ZM124 84H126V82L124 83ZM138 84V83H137ZM136 84V85H137ZM166 84V83H165ZM164 84V85H165ZM201 84V83H200ZM230 84V83H229ZM9 85H10V83H9ZM15 85V84H14ZM97 85V84H96ZM101 85V86H102ZM110 85V84H109ZM109 85L107 86L108 88H109ZM112 85V84H111ZM110 85V86H111ZM147 85H148V83H147ZM2 85H0V87H1ZM134 88H135V84L134 85H132ZM138 86V85H137ZM161 86H162V84H161ZM73 87V86H72ZM81 87H82V85H81ZM80 87V88H81ZM83 87H84V85H83ZM86 87V86H85ZM94 87V86H93ZM104 87V86H103ZM124 87L126 88V86L124 85ZM129 87V86H128ZM158 87V86H157ZM162 87H164V86H162ZM95 88H99V87H95ZM101 88V87H100ZM99 88V89H100ZM115 88V87H114ZM113 88V89H114ZM241 88V87H240ZM5 89V88H4ZM66 89V88H65ZM82 89V88H81ZM87 89V88H86ZM102 89V88H101ZM101 89H100V91H101ZM112 89V90H113ZM116 89V88H115ZM136 89H137V87H136ZM207 89V88H206ZM206 89H204V92H205V90ZM209 89V88H208ZM80 90V89H79ZM130 90V89H129ZM134 90V89H133ZM158 90V89H157ZM210 90V89H209ZM236 90V89H235ZM77 91V90H76ZM92 91V92H91ZM116 91V90H115ZM114 91V92H115ZM1 92H3L2 90H1ZM6 92V91H5ZM79 92V91H78ZM123 92V91H122ZM132 92H134V91H132ZM140 92V91H139ZM206 92H207V90H206ZM231 92V91H230ZM252 92V91H251ZM66 93H67V91H66ZM80 93V92H79ZM99 93V92H98ZM143 93V92H142ZM141 93V94H142ZM232 93V92H231ZM69 94V95H70ZM101 94H102V92H101ZM125 95H126V93H124ZM124 94H123V96H124ZM135 94H136V97L138 98V94L135 92ZM134 94V95H135ZM237 94V93H236ZM255 94V93H254ZM79 95V94H78ZM97 95V94H96ZM115 95V94H114ZM114 95H112V96H114ZM118 95H120V94H118ZM128 95V94H127ZM132 95V94H131ZM130 95V96H131ZM148 95V94H147ZM191 95V94H190ZM202 95V94H201ZM204 95V94H203ZM250 95H252V93L250 94ZM256 95H257V93H256ZM97 96H100V94L99 95H97ZM104 96V97H103ZM122 96V95H121ZM143 97L144 96V94L143 95H140V97ZM146 96V95H145ZM207 96V95H206ZM216 96V95H215ZM214 96V97H215ZM253 96V95H252ZM118 97V96H117ZM135 97V100L134 101H137L136 98ZM162 97V96H161ZM164 97V96H163ZM204 97V96H203ZM229 97V96H228ZM114 98V97H113ZM118 98H120V97H118ZM117 98V99H118ZM134 98V97H133ZM132 98V96H131V99H133ZM231 98V97H230ZM88 99H90V98H88ZM123 99H124V97H123ZM130 99V101H132ZM139 99V98H138ZM235 99V98H234ZM233 99V100H234ZM254 99V98H253ZM109 100H111V99H109ZM122 100V99H121ZM126 100V102H127V98L125 99ZM140 100V99H139ZM213 100H214V98H213ZM220 100V99H219ZM231 100V99H230ZM134 101H132V102H134ZM160 101V100H159ZM227 101V100H226ZM16 102H18V104L20 103V106L17 108V110H15L14 109V106H15V103ZM107 102H109L107 105L109 106V107H107V108H109L108 109V111H109V115L107 116L108 117V119H107V117H105V119H107V120H104V117L102 118L101 117V115H103V114H105V113H102V114H100L99 113V111H101V108H103L104 106H106L105 104L107 103ZM131 102V103H132ZM163 102V101H162ZM230 102H234V101H230ZM129 103V102H128ZM136 103V102H135ZM139 103V102H138ZM152 103H153V105H152ZM168 103V102H167ZM175 103V107H176V109H177V111L178 112H180V114H182L183 116H184V118H185V120L184 121H186V123H187V126H188V130H187V139H186V142H187V146L186 147H188L187 148V150L189 151V153H197V148H198V144H197V128H198V123H196L197 121L195 120V118H194V115L192 114V112L190 111V108L189 107H186V105L182 102V100L180 99V98H177V100L174 102ZM227 103V102H226ZM235 103V102H234ZM232 104V105H234L235 106V104ZM241 103V102H240ZM240 103H238L237 102V104H239L240 105ZM251 103H254V102H251ZM162 103L160 102V105H161ZM224 104V103H223ZM164 105H165V103H164ZM227 105V104H226ZM246 105V104H245ZM245 105H244V108H245ZM249 105V104H248ZM247 105V106H248ZM250 105H252V104H250ZM253 105H255V104H253ZM252 105V106H253ZM122 106V105H121ZM135 106V105H134ZM138 106H139V104H138ZM156 106V105H155ZM195 106V105H194ZM230 106V105H229ZM228 106V107H229ZM237 106V105H236ZM243 106V105H242ZM241 106V107H242ZM246 106V107H247ZM258 106H259V104H258ZM258 106H256V107H258ZM16 107V106H15ZM132 107V106H131ZM164 107V106H163ZM162 107V108H163ZM167 107V106H166ZM223 107V106H222ZM238 107V106H237ZM251 107V106H250ZM135 108H136V106H135ZM138 108V107H137ZM140 108V107H139ZM151 108V109H150ZM189 108V109H188ZM248 108H249V106H248ZM254 108V107H253ZM260 108H262V107H260ZM259 108V109H260ZM89 109H90V107H89ZM223 109V108H222ZM229 109V108H228ZM252 109V108H251ZM153 110V111H152ZM160 110V109H159ZM164 110V109H163ZM239 110V109H238ZM237 110V112L239 113V111ZM257 110V109H256ZM152 111V112H151ZM221 111V110H220ZM261 111H263V110H261ZM102 112V111H101ZM161 112H162V110H161ZM161 112H159V113H161ZM165 112H166V109H165ZM245 112H246V109H245ZM241 113V112H240ZM242 113H243V111H242ZM249 113H250V110H249ZM165 114V113H164ZM164 114H162V120H164V121H166V116H167V114H166V116L164 115ZM232 114V113H231ZM235 114V113H234ZM237 114V113H236ZM235 114V115H236ZM253 113H251V115H252ZM261 114H263V113H261ZM154 115V116H153ZM170 115V114H169ZM238 115V114H237ZM248 115V114H247ZM226 116V115H225ZM234 116V115H233ZM252 117H253V115H252ZM16 118V119H15ZM168 118V117H167ZM229 118V117H228ZM242 118V117H241ZM264 118V117H263ZM15 120V121H14ZM101 120H104L106 123H108V124H106L107 126H105V127H107V128H105V127H103V126H99V122L98 121H101ZM140 120V119H139ZM139 120H137L138 121V123H139ZM168 120V119H167ZM248 120V119H247ZM253 120V119H252ZM245 121V120H244ZM250 121V120H249ZM255 121V120H254ZM98 122V123H97ZM103 122V121H102ZM156 121H154V123H155ZM247 122V121H246ZM251 122V121H250ZM95 123H97L98 124V127H94L93 126V124H95ZM238 123V122H237ZM101 124V123H100ZM140 124H142L141 125V128H143V125H144V123H142L141 121H140ZM147 124V123H146ZM168 124V123H167ZM257 124V123H256ZM14 125V126H13ZM104 125H105V123H104ZM139 125V124H138ZM93 126V127H92ZM97 126V125H96ZM133 126H134V124H133ZM135 126H137V125H135ZM134 126V127H135ZM157 126V125H156ZM238 126H240V125H238ZM254 126V125H253ZM130 127V128H129ZM63 128V131H64V133H65V135L63 134V138H60V137H57V134H56V136H55V134L54 133H52V129H62ZM136 128V127H135ZM134 128V129H135ZM140 127H139V129H141ZM242 128V127H241ZM254 128V127H253ZM253 128H251V129H253ZM256 129L258 128V126L257 127H255ZM261 128V127H260ZM132 129V128H131ZM138 128H136V130H137ZM145 129V128H144ZM143 129V130H144ZM46 130H48L49 131V133H46L45 131ZM133 130V129H132ZM147 130V129H146ZM164 130V129H163ZM236 130V129H235ZM240 130V129H239ZM254 131H256L255 129H253ZM54 131V130H53ZM139 131V130H138ZM180 131H181V129H180ZM246 131V130H245ZM261 131H263V130H261ZM132 132V131H131ZM135 132V131H134ZM144 132V131H143ZM147 132V131H146ZM150 132V131H149ZM154 132V131H153ZM168 132V131H167ZM241 132H242V130H241ZM248 132H249V130H248ZM251 132H253L252 130H251ZM129 133H130V131H129ZM150 133H152V132H150ZM158 133V132H157ZM250 133V132H249ZM127 134V133H126ZM125 134V136H124V134H123V137H126L127 135ZM136 134V133H135ZM248 134V133H247ZM131 135L133 136V132L131 133ZM136 135H138V132H137V134ZM159 135V134H158ZM179 135V134H178ZM254 135V134H253ZM256 135H257V131H256ZM135 136V135H134ZM140 136V135H139ZM138 136V137H139ZM146 136V135H145ZM161 136V135H160ZM167 136V135H166ZM258 136V135H257ZM256 136V138L258 139V137ZM62 137V136H61ZM129 137H131V136H127V138L129 139ZM152 137H154V135H152ZM162 138H163V136H161ZM168 137V136H167ZM228 137V136H227ZM251 137V136H250ZM253 137V136H252ZM251 137V138H252ZM263 137V136H262ZM126 138V139H127ZM133 138V137H132ZM132 138H130V140L132 139ZM144 138V137H143ZM237 138V137H236ZM244 138V137H243ZM134 139V138H133ZM132 139V140H133ZM152 139V138H151ZM129 140V141H130ZM155 140V139H154ZM159 140V139H158ZM167 140V139H166ZM248 140H249V138H248ZM254 139H252V141H253ZM136 141H137V139H136ZM151 140L149 139V141L148 142H150ZM153 141V140H152ZM151 141V142H152ZM156 141V140H155ZM161 141V140H160ZM159 141V142H160ZM245 141V140H244ZM255 141V140H254ZM253 141V142H254ZM124 143H125V140L123 141ZM138 142V141H137ZM145 142V141H144ZM147 142V141H146ZM158 142V144H160ZM163 142V141H162ZM208 142V141H207ZM251 142V141H250ZM129 143H131V141L129 142ZM155 143H157V142H155ZM164 143H165V141H164ZM169 143V142H168ZM199 143V142H198ZM201 143V142H200ZM218 143V142H217ZM256 143H257V141H256ZM264 143V142H263ZM147 144V143H146ZM146 144H141V143H136V147L135 148H137V149H139V150H142V151H146L147 150V152H148V149H150V144H148V145H146ZM250 144V143H249ZM252 144V143H251ZM116 145V146H117ZM122 145H124V144H122ZM131 145V144H130ZM134 145V144H133ZM133 145H132V147H133ZM152 145H155V144H153L152 143ZM151 145V146H152ZM167 145V144H166ZM186 145V144H185ZM210 145V144H209ZM245 145V144H244ZM247 145V144H246ZM111 145H109V147H110ZM127 146V145H126ZM159 146V145H158ZM161 146V145H160ZM164 146H165V144H164ZM256 146V145H255ZM255 146L253 145V147L255 148ZM261 146V145H260ZM109 147H107L108 149H109ZM130 147L131 146H129V149H130ZM131 147V148H132ZM155 147V146H154ZM167 147V146H166ZM166 147H165V150L163 149V151H166ZM259 146H257V148H258ZM101 148V149H102ZM121 148H123V147H121ZM120 148V149H121ZM169 148V147H168ZM170 148H173V147H170ZM169 148V149H170ZM184 148V147H183ZM250 148V147H249ZM252 148V147H251ZM253 148V149H254ZM105 149V148H104ZM133 149V148H132ZM136 149V150H137ZM168 149V150H169ZM186 149V148H185ZM184 149V150H185ZM227 149V148H226ZM100 150V149H99ZM107 150V149H106ZM115 150V149H114ZM119 150V149H118ZM128 150V149H127ZM138 150V151H139ZM155 150V149H154ZM167 150V151H168ZM250 150V149H249ZM257 150V149H256ZM104 151V150H103ZM117 151V150H116ZM115 151V152H116ZM120 151V150H119ZM129 151V150H128ZM150 151L152 152V150L150 149ZM156 151H157V149H156ZM155 151V152H156ZM162 151V150H161ZM160 151V152H161ZM186 151V150H185ZM251 151V150H250ZM105 152H107V151H105ZM114 152V151H113ZM118 152V151H117ZM125 152V151H124ZM130 152V151H129ZM131 152H133V150H131ZM135 152H137V151H135ZM141 152V151H140ZM159 152V151H158ZM157 152V153H158ZM176 152H177V150H176ZM181 152V151H180ZM238 152V151H237ZM259 152V151H258ZM94 153V152H93ZM100 153V152H99ZM120 153V152H119ZM123 153V152H122ZM149 153V152H148ZM164 153V152H163ZM168 153V152H167ZM179 153V152H178ZM253 153V152H252ZM263 153V152H262ZM98 154V153H97ZM96 154V155H97ZM103 154V153H102ZM108 154V152L106 153V157H110V158H113V157H111V155L113 154H111V155H107ZM121 154V153H120ZM152 155L154 154V152L153 153H151ZM161 154V153H160ZM188 154V153H187ZM249 154H251V152H249ZM95 155V156H96ZM100 155V154H99ZM122 155V154H121ZM126 155V154H125ZM134 155V154H133ZM136 155V154H135ZM141 155L142 154H140V158H141ZM232 155V154H231ZM94 155H93V157H95ZM136 156H139L138 154L136 155ZM144 156V155H143ZM146 156H147V153H146ZM159 156H161V155H159ZM164 156V155H163ZM186 156V155H185ZM249 156V155H248ZM80 157V158H79ZM83 157H85V156H83ZM90 157H92V155L90 156ZM124 157V156H123ZM123 157L121 158V159H123ZM126 157V156H125ZM149 157V156H148ZM204 157V156H203ZM250 157V156H249ZM87 158H88V155H87ZM104 158H105V155H104ZM119 158V157H118ZM128 158H130V157H128ZM136 158V157H135ZM139 158V157H138ZM137 158V159H138ZM178 158V157H177ZM195 158V157H194ZM120 159V158H119ZM126 159V158H125ZM124 159V160H125ZM144 159L146 160V158L144 157ZM149 158H147V160H148ZM151 159V158H150ZM173 159V158H172ZM82 160V159H81ZM107 160V159H106ZM114 160V159H113ZM117 159L115 158V161H116ZM170 160V159H169ZM188 160V159H187ZM104 161V160H103ZM110 161H112V159L110 160ZM122 162H123V160H121ZM127 161H128V159H127ZM140 161V160H139ZM151 161V160H150ZM109 162V161H108ZM119 162V161H118ZM118 162H116L117 164H118ZM134 162V161H133ZM137 162V160H135V163ZM145 162V161H144ZM255 162V161H254ZM111 163H113V162H111ZM127 163H129V162H127ZM131 163H132V159H131ZM135 163H133L132 165H134ZM160 163V162H159ZM109 164V163H108ZM115 164V163H114ZM120 164V163H119ZM124 164V163H123ZM122 164V165H123ZM137 164V163H136ZM139 164V163H138ZM144 164V163H143ZM146 164V163H145ZM144 164V165H145ZM176 164V163H175ZM240 164V163H239ZM111 164H109V166H110ZM121 165V164H120ZM124 165H126V164H124ZM142 165V164H141ZM141 165H139V166H141ZM161 165V164H160ZM116 166V165H115ZM119 166V165H118ZM128 166V165H127ZM146 166V165H145ZM144 166V167H145ZM113 167V166H112ZM119 167H122V166H119ZM129 167V166H128ZM134 167V166H133ZM142 167V166H141ZM143 167V168H144ZM170 167V166H169ZM227 167V166H226ZM231 167V166H230ZM126 168V167H125ZM131 168V167H130ZM139 168V167H138ZM150 168V167H149ZM114 169V168H113ZM120 169H122V168H120ZM173 169V168H172ZM123 170V169H122ZM127 170V169H126ZM129 170V169H128ZM128 170H127V172H128ZM137 170V169H136ZM139 170V169H138ZM141 170V169H140ZM170 170V169H169ZM253 170V169H252ZM255 170V169H254ZM24 171V172H23ZM111 171V170H110ZM114 171V170H113ZM121 171V170H120ZM133 171V170H132ZM131 171V172H132ZM146 171V170H145ZM158 171V166H153V167H151V169H150V171L149 172H157ZM115 172V171H114ZM126 172V171H125ZM124 172V173H125ZM129 172H130V170H129ZM213 172V171H212ZM253 172V171H252ZM25 173V174H26ZM51 173V172H50ZM112 173V172H111ZM110 173V174H111ZM117 173V172H116ZM136 173V172H135ZM148 173V172H147ZM146 173V174H147ZM170 174H174L173 172H169ZM26 174V175H27ZM113 174V173H112ZM111 174V175H112ZM127 174V173H126ZM126 174L124 175V176H126ZM130 174V173H129ZM143 174V173H142ZM10 175V176H9ZM18 175H20V174H18ZM17 175V176H18ZM116 175V174H115ZM117 175H119V174H117ZM154 175H155V173H154ZM153 175V176H154ZM157 175V174H156ZM175 175V174H174ZM16 176V172H15V177H17ZM29 176H27V177H29ZM120 176V175H119ZM118 176V177H119ZM122 176H123V173H122ZM152 176V177H153ZM167 176V175H166ZM11 177H13V176H11ZM10 177V178H11ZM26 177V176H25ZM31 177H32V175H31ZM133 177V176H132ZM139 177V176H138ZM149 177V176H148ZM173 177V176H172ZM21 178V177H20ZM19 178V179H20ZM33 178H34V176H33ZM52 178V177H51ZM51 178H49L50 180H47L48 182L49 181H51ZM121 178V177H120ZM119 178V179H120ZM141 178V177H140ZM16 179V178H15ZM14 178H13V180H15ZM23 179V178H22ZM21 179V181H23ZM29 180H30V178H28ZM36 179V178H35ZM117 179V178H116ZM125 179V178H124ZM123 179V180H124ZM144 179V178H143ZM149 179V178H148ZM170 179V178H169ZM9 180H11V179H9ZM32 180V179H31ZM118 180V179H117ZM202 180V179H201ZM25 181V180H24ZM23 181V182H24ZM46 181V182H47ZM122 181V180H121ZM147 181V180H146ZM151 181V180H150ZM168 181V180H167ZM197 181V180H196ZM10 182V181H9ZM12 183H13V181H11ZM15 182H16V180H15ZM14 182V183H15ZM20 182V181H19ZM27 182H29V181H27ZM41 182V185H42V181H40ZM44 182V181H43ZM47 182V183H48ZM119 182V181H118ZM157 182V181H156ZM185 182V181H184ZM199 182V181H198ZM25 183V182H24ZM23 183V184H24ZM119 183H121V182H119ZM118 183V184H119ZM191 183V182H190ZM193 183H195V182H193ZM200 183V182H199ZM198 183V184H199ZM16 184H18V183H16ZM20 184V183H19ZM28 184V183H27ZM36 184V183H35ZM40 184V183H39ZM51 183H49V185H50ZM156 184V183H155ZM119 185H121V184H119ZM148 185V184H147ZM193 185V184H192ZM28 186H30V185H28ZM27 186V187H28ZM44 186H45V184H44ZM44 186H42L43 187V189L45 188ZM114 186V185H113ZM124 187H125V185H123ZM127 186V185H126ZM132 186V185H131ZM149 186V185H148ZM155 186V185H154ZM194 186V185H193ZM26 187V186H25ZM26 187V188H27ZM50 187V186H49ZM52 187V186H51ZM146 187V186H145ZM156 187V186H155ZM191 187V186H190ZM23 188V187H22ZM114 188V187H113ZM154 188V187H153ZM28 189V188H27ZM27 189H25V192L27 191ZM37 189L39 190V185L37 186ZM52 189V188H51ZM112 189V190H111ZM185 189V188H184ZM28 190V191H29ZM48 190H49V188H48ZM134 190V189H133ZM23 191V192H22ZM37 191V190H36ZM45 191V190H44ZM132 191V190H131ZM150 191H151V189H150ZM149 191V192H150ZM159 191H161V190H159ZM39 192H40V190H39ZM49 192V191H48ZM115 192V191H114ZM38 193V192H37ZM186 193V192H185ZM24 194L26 195V194H28L26 197L24 196ZM39 194V193H38ZM42 194H44V193H42ZM47 194V193H46ZM138 194V193H137ZM150 194V193H149ZM187 194V193H186ZM48 195V194H47ZM112 195H114L113 193L111 194V196ZM179 195V194H178ZM35 196H38L37 198H35ZM41 196V195H40ZM44 196V195H43ZM149 196V195H148ZM157 193L156 192H153L152 194H150V196H149V200H150V204H148V205H150L149 206V208L150 209H154V210H156L157 211V208L159 207L158 205V202L156 201V199H157ZM182 196V195H181ZM257 196H259V198H262L263 197V194L262 193H259V195H257ZM48 197V196H47ZM47 197H43V198H47ZM176 197V196H175ZM13 198V199H12ZM40 198H42V196L40 197ZM42 198V199H43ZM111 198V197H110ZM113 198V197H112ZM176 198H179V197H176ZM50 199V200H51ZM107 199H109L108 197H107ZM179 199H181V198H179ZM49 200V201H50ZM116 200V199H115ZM117 200H118V198H117ZM28 201V202H27ZM42 201V200H41ZM40 201V202H41ZM46 201V203H47V201L48 200H45ZM182 201V200H181ZM163 202V201H162ZM165 202V201H164ZM163 202V203H164ZM26 203H28L27 205L29 206V208L27 209V207L25 206L26 205ZM45 203V204H46ZM51 202H49V203H47V205L46 206H48V204H49V206L48 207H50V204ZM118 203V202H117ZM178 203V202H177ZM55 204V205H54ZM166 204V202L164 203V205ZM8 205H9V203H8ZM31 205H33V206H31ZM118 205H119V203H118ZM121 205V204H120ZM119 205V206H120ZM161 205H162V203H161ZM163 205V206H164ZM5 206V205H4ZM43 206H45V205H43ZM119 206H117V207H119ZM122 206H124L123 204H122ZM6 207V206H5ZM9 207V206H8ZM31 207H33V208H31ZM48 207H47V209H45L44 207L42 208V209H45V210H48ZM165 207H166V205H165ZM164 207V208H165ZM177 207V206H176ZM7 208V207H6ZM13 208V207H12ZM50 208H53L54 209V207H50ZM49 208V209H50ZM78 208V207H77ZM78 208V209H79ZM115 208H116V206H115ZM120 208H122L121 206H120ZM7 209H11L10 207L9 208H7ZM53 209H51V210H53ZM161 209H162V207H161ZM255 209V208H254ZM253 209V210H254ZM50 210V211H51ZM80 210V211H81ZM121 210H123V209H120V211ZM9 211V210H8ZM12 211V210H11ZM10 211V212H11ZM76 211V210H75ZM77 211H79V210H77ZM79 211V212H80ZM115 211H116V209H115ZM162 211V210H161ZM259 211V210H258ZM20 213V212H18V210H15V213ZM20 213V214H23V213ZM47 213L49 212V211H46ZM51 212H53V213H55L54 212V210L53 211H51ZM110 212V213H109ZM123 212V211H122ZM160 212V211H159ZM238 212V211H237ZM251 212V211H250ZM253 212V211H252ZM1 213V212H0ZM16 213V214H17ZM37 213V212H36ZM39 213V212H38ZM81 213V212H80ZM166 213V212H165ZM255 213V212H254ZM116 214V213H115ZM114 214V215H115ZM119 213H117L115 216H117ZM159 214H161V213H159ZM252 214V213H251ZM38 215V214H37ZM44 216H45V214H43ZM42 215V216H43ZM55 215V214H54ZM78 215V212H77V214H76V216ZM85 215V214H84ZM112 215V214H111ZM121 215H123L122 213H121ZM125 215H126V213H125ZM253 215V214H252ZM20 216V215H19ZM25 216V215H24ZM23 216V217H24ZM26 216H28V215H26ZM25 216V217H26ZM39 216V215H38ZM51 216V215H50ZM81 215L79 214V217H80ZM219 216V215H218ZM261 216V215H260ZM17 217V216H16ZM22 217V218H23ZM45 217H47V216H45ZM111 217V216H110ZM109 217V218H110ZM114 216H112L111 218H113ZM121 217V216H120ZM119 217V218H120ZM123 217H124V215H123ZM230 217H232V216H229V215H225L224 216V218H223V225L225 226V229L227 230V232L229 233V236H230V238H232L233 239V245L235 246V253H234V260L237 262V264H250L248 261H247V259H246V247H245V244L238 238V236H237V234H236V231H235V227H234V223L232 222L233 220L230 218ZM263 217V216H262ZM6 218H9V215H8V217H6ZM5 218V219H6ZM27 219L28 218H30V215L28 216V217H26ZM32 218V217H31ZM34 218V220H35V217H33ZM33 218H32V220H33ZM42 217H40V219H41ZM44 218V217H43ZM236 218V217H235ZM254 218V217H253ZM252 218V219H253ZM260 218V217H259ZM4 219V220H5ZM24 219V218H23ZM27 219H26V221H27ZM45 219H47V218H45ZM57 219V218H56ZM82 219H86V217L84 218H82ZM82 219H80L79 218V220H82ZM117 219H118V216H117ZM184 219V218H183ZM1 220V219H0ZM22 220V219H21ZM25 220V219H24ZM37 220V219H36ZM35 220V221H36ZM55 220V219H54ZM60 220V221H61ZM120 220H121V218H120ZM120 220H118V221H120ZM124 220L125 221H127V218L125 219L124 218ZM235 220V219H234ZM256 220V219H255ZM7 221V220H6ZM44 221V220H43ZM48 221V223H49V220H46V222ZM58 220H56L55 222H57ZM74 222L75 221H77V220H73ZM85 221V220H84ZM87 221V220H86ZM117 221V222H118ZM122 221V220H121ZM130 221V220H129ZM16 222V221H15ZM29 222H32V221H28V223ZM37 222V221H36ZM35 222V223H36ZM62 222V221H61ZM63 222H64V220H63ZM123 222V221H122ZM121 222V223H122ZM3 222L1 221V224H2ZM5 223H7V222H5ZM9 223V222H8ZM27 223V224H28ZM66 223H68V222H66ZM79 224L81 223V221L80 222H78ZM83 223H85V222H83ZM106 223V222H105ZM127 223H128V221H127ZM0 224V226L2 227V225ZM13 224V223H12ZM22 224V223H21ZM24 224V223H23ZM34 224V223H33ZM33 224H31V225H33ZM42 224V223H41ZM58 225H60V222L59 223H57ZM82 224V223H81ZM87 224V223H86ZM108 224V223H107ZM3 225H5L4 223H3ZM31 225H29V226H31ZM72 225V224H71ZM75 225H77V222H76V224ZM106 225V224H105ZM37 227H39L38 225H36ZM47 226V225H46ZM62 226H64V225H62ZM70 226V225H69ZM68 226V227H69ZM129 226V225H128ZM9 226H7V228H8ZM36 227V228H37ZM67 227V228H68ZM72 227H73V225H72ZM72 227H70V230H72L71 228ZM76 227V226H75ZM130 227V226H129ZM30 228H32V226L30 227ZM48 228V227H47ZM51 228V227H50ZM59 228V227H58ZM61 228V227H60ZM66 228V227H65ZM64 227H63V229H65ZM89 228V227H88ZM87 228V229H88ZM97 228H99V226H97L96 227V229ZM5 229V228H4ZM16 229V228H15ZM33 229H35L34 227H33ZM49 229V228H48ZM57 229V228H56ZM62 229V228H61ZM84 229V228H83ZM89 229H91V227L89 228ZM95 228L93 227V230H94ZM100 229V228H99ZM104 229V228H103ZM107 229V228H106ZM105 229V230H106ZM118 229V231H119V228H117ZM203 229V228H202ZM7 230V229H6ZM9 230V229H8ZM11 230V229H10ZM8 231V232H10L11 234H13L11 231ZM36 230V229H35ZM50 230V229H49ZM70 230H69V232H70ZM75 230V229H74ZM73 230V231H74ZM121 230V229H120ZM24 231V230H23ZM43 232H44V230H42ZM59 231H61V230H59ZM78 232H79V230H77ZM84 231V230H83ZM89 231H91V230H89ZM88 231V234L90 233ZM97 231H100V230H97ZM104 231V230H103ZM7 232V233H8ZM19 232V231H18ZM26 232H28V234L30 233L29 232V229H28V231H26ZM37 232V231H36ZM40 232H41V228H40ZM46 232V231H45ZM57 232V231H56ZM66 232V231H65ZM68 232V233H69ZM102 232V231H101ZM108 232V231H107ZM112 232V231H111ZM122 232L124 233V230H122ZM9 233V234H10ZM25 233V232H24ZM33 233V232H32ZM47 233H49V232H47ZM59 233H61V232H59ZM62 233H64V232H62ZM67 233V234H68ZM121 233V232H120ZM1 234V233H0ZM11 234L9 235V238H10V236H11ZM27 234V233H26ZM66 234V233H65ZM71 234H72V232H71ZM87 233L85 234H83V236H81V237H85V235L87 236L88 235ZM94 234H95V232H94ZM96 234H98V233H96ZM99 234H100V232H99ZM101 234H103V233H101ZM101 234H100V236H101ZM106 234V233H105ZM108 234V233H107ZM125 234V233H124ZM264 234V233H263ZM2 235H6V234H3V232H2ZM14 235V234H13ZM12 235V236H13ZM23 235V234H22ZM25 235V234H24ZM64 235V234H63ZM74 235V234H73ZM79 235V234H78ZM110 235V234H109ZM117 235V234H116ZM128 235V234H127ZM16 236H17V234H16ZM29 236H30V234H29ZM28 235L27 236H24V237H29ZM67 236H69V235H67ZM72 236V235H71ZM75 236H76V234H75ZM112 236V235H111ZM263 236V235H262ZM6 237V236H5ZM13 237H15V236H13ZM73 238H75L74 236H72ZM72 237H71V239H72ZM98 237V236H97ZM106 237H107V235H106ZM108 237H110V236H108ZM0 238H1V236H0ZM9 238H8V240H9ZM17 238V237H16ZM65 238V237H64ZM76 238H77V236H76ZM86 238V237H85ZM95 238V237H94ZM101 238V237H100ZM153 238V237H152ZM3 239V238H2ZM7 239V238H6ZM15 239V238H14ZM14 239H12V240H14ZM21 239V238H20ZM23 239H25V238H23ZM22 239V240H23ZM82 239V238H81ZM92 239V238H91ZM257 239V238H256ZM18 240H19V238H18ZM21 240V241H22ZM27 240V239H26ZM58 240H60V238L58 239ZM70 240V239H69ZM83 240V239H82ZM107 240V239H106ZM105 240V241H106ZM109 240H110V238H109ZM7 241V240H6ZM15 241V240H14ZM61 241V240H60ZM88 241V240H87ZM105 241H103V242H105ZM0 242H1V240H0ZM10 242V241H9ZM93 243H94V241H92ZM196 242V241H195ZM11 243H13V242H11ZM17 243V242H16ZM59 244H62V242H58ZM78 243H79V241H78ZM87 243H89V241L87 242ZM102 243V242H101ZM112 243H114V241L112 242ZM112 243H110L111 245H112ZM14 244V243H13ZM56 244V243H55ZM66 244V243H65ZM84 244V243H83ZM90 244H91V241H90ZM0 245H2L1 243H0ZM67 245V244H66ZM69 245V244H68ZM78 245V244H77ZM86 245V244H85ZM87 245H89V244H87ZM261 245V243L259 244V246ZM58 246V244L57 245H55V247H57ZM79 246V245H78ZM77 246V247H78ZM107 246V245H106ZM150 246V248L151 249H153L154 250V252L155 253H157V255L159 256V258H161V259H159V260H161L160 262L161 263H163V264H173L172 262H170V260H168L166 257H164V256H162V254H160L161 252H159L158 250H157V248H156V243L154 242V241H151V244L149 245ZM263 246V245H262ZM14 247H16V246H14ZM13 246H12V248H14ZM72 247V246H71ZM111 247H114L113 245L111 246ZM120 247V246H119ZM1 248V247H0ZM61 248H62V246H61ZM64 248V247H63ZM83 248H85V247H83ZM89 248H91V245H90V247ZM97 248V247H96ZM110 248V247H109ZM117 248V247H116ZM58 249V248H57ZM60 249V248H59ZM68 249V248H67ZM72 249V248H71ZM112 249V248H111ZM119 249V248H118ZM150 249V250H151ZM160 249V248H159ZM14 250V249H13ZM81 250V249H80ZM122 250V249H121ZM152 250V251H153ZM260 250H261V248H260ZM57 251V250H56ZM59 251V250H58ZM76 251V250H75ZM79 251V250H78ZM85 251V250H84ZM87 251H88V249H87ZM95 251V250H94ZM111 251V250H110ZM82 252V251H81ZM90 252H92V251H90ZM120 252V251H119ZM0 253H2V252H0ZM3 253H5V252H3ZM10 253V252H9ZM57 253V252H56ZM59 253V252H58ZM63 253V252H62ZM78 253V252H77ZM83 253V252H82ZM88 253H89V251H88ZM103 253V252H102ZM260 253V252H259ZM83 254H85V253H83ZM109 254V253H108ZM1 255V254H0ZM3 255V254H2ZM1 255V256H2ZM7 255V254H6ZM66 255H67V253H66ZM80 255L81 254H79L78 255V258L80 257ZM97 255V254H96ZM95 255V256H96ZM98 255H100V254H98ZM113 255V254H112ZM68 256H70V254L68 255ZM71 256H72V253H71ZM85 256H87V255H85ZM84 256V257H85ZM102 256V255H101ZM111 256V255H110ZM110 256H109V258H110ZM157 256V257H158ZM4 257H5V255H4ZM3 257V258H4ZM59 257V256H58ZM106 257V256H105ZM169 257V256H168ZM8 258V257H7ZM60 258V257H59ZM71 258V257H70ZM75 258V257H74ZM73 258V259H74ZM86 258V257H85ZM85 258L84 259H81V260H85ZM102 258V257H101ZM5 259V258H4ZM3 259V260H4ZM80 259V258H79ZM79 259H77V260H79ZM87 259V258H86ZM92 259V258H91ZM57 260V259H56ZM60 260V259H59ZM63 260V259H62ZM88 260V259H87ZM86 260V262H88ZM89 260H90V258H89ZM111 259H109L108 261H110ZM5 262H6V260H4ZM4 261H3V264H5L4 263ZM9 261V260H8ZM7 261V262H8ZM60 262V261H59ZM78 262V261H77ZM82 262V261H81ZM106 262V261H105ZM65 263V262H64ZM118 263V262H117ZM143 263V262H142ZM1 264V263H0ZM62 264H63V262H62ZM174 264H176V263H174ZM262 264V263H261Z\"/></svg>","mask_w":264,"mask_h":264},{"label":"flooded vegetation","instance_id":"obj_3","mask_svg":"<svg viewBox=\"0 0 264 264\" xmlns=\"http://www.w3.org/2000/svg\"><path fill=\"white\" fill-rule=\"evenodd\" d=\"M112 1H114V0H112ZM73 2H71V3H69L68 4V6H70V5H73L72 4ZM95 3H97V2H95ZM104 9V10H103ZM110 9H108V12H106L107 11V9L105 10V8H102V13H103V15H104V13H105V15L104 16H107L108 14H110V11H109ZM92 13H96L97 14V12H92ZM99 13V12H98ZM102 13H100V14H102ZM107 13V14H106ZM95 27V26H94Z\"/></svg>","mask_w":264,"mask_h":264}]
</instances>
